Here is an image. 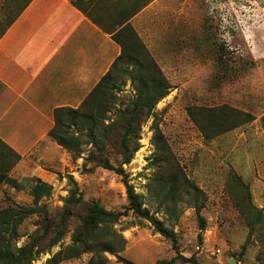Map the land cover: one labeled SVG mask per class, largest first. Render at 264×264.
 <instances>
[{
  "label": "rangeland",
  "instance_id": "1",
  "mask_svg": "<svg viewBox=\"0 0 264 264\" xmlns=\"http://www.w3.org/2000/svg\"><path fill=\"white\" fill-rule=\"evenodd\" d=\"M74 2L107 25L121 7L118 0ZM17 5L14 0H0V27L17 12ZM130 23L171 85L169 94L158 104L155 116L142 123L140 149L131 163L124 164L127 177L94 163L86 168L87 152L75 159L69 151L62 163L33 161L32 155L16 168L20 160L10 171L17 184L0 186V208L33 205L31 188L33 177H38L32 176V171L39 166L53 192L43 200L48 215H32L21 225L18 245L26 243L36 230L43 231L46 224L63 225L67 233L32 264H46L72 244L81 225L78 215H85L86 208L75 209L76 217L61 216L71 189L68 175H73L86 201L96 200L115 212L128 211V180L143 196L145 206L177 234L175 250L172 241L149 221L128 211L113 227L119 251L106 253V264H126L120 257L135 264H156L178 254L194 256L199 264H264V0H152ZM114 80L119 88L113 91V112L127 107L136 93L127 74L119 73ZM225 104L252 114L254 119L206 139L188 107ZM156 127L200 189L206 229H202L193 206L199 202L196 196L160 203L163 191L151 183L159 171L153 162ZM105 154L112 162L117 159L115 151ZM235 174L249 186L248 191L239 185ZM254 215L257 221L252 229ZM92 255L83 253L60 264H90Z\"/></svg>",
  "mask_w": 264,
  "mask_h": 264
},
{
  "label": "trees",
  "instance_id": "2",
  "mask_svg": "<svg viewBox=\"0 0 264 264\" xmlns=\"http://www.w3.org/2000/svg\"><path fill=\"white\" fill-rule=\"evenodd\" d=\"M9 1L5 0V3ZM14 1L18 3L19 8L0 27V38L32 0ZM118 1L121 5L118 15L110 18L108 25L96 16L86 15L121 45L122 54L78 108L61 107L55 110L56 124L49 131V135L63 148L73 152L75 159L87 152L85 167L89 163H94L127 177L124 164L131 163L140 149L142 123L155 116L158 112V104L169 94L171 85L130 23V19L152 0ZM73 3L86 13L85 9L74 0ZM119 73L129 76L136 93L127 107L117 108L113 112L112 104L115 103L113 91L119 88L114 79ZM188 112L198 122L208 140L254 119L252 114L243 113L227 104L197 108L189 106ZM155 132L156 158L153 162H156L159 171L151 179V183L158 185L163 191L160 203L167 205L173 201H181L185 196L191 195L192 198L196 196L199 202L193 206L196 207L202 221V229H206L205 218L201 215L205 202L199 200L200 189L181 167L162 131L156 127ZM111 151H115L117 155L114 162L105 154ZM21 159L22 156L18 152L0 139V186L5 182L17 184V181L10 177V171ZM68 178L71 189L65 198L61 216L64 219H69L70 216L76 217L74 210L83 207H86L85 215H78L81 225L73 235L72 244L59 250L47 260L46 264H60L66 259L88 252L93 253L90 264H106L105 254L119 251L116 247L118 239L113 227L121 217L126 216L128 211H132L140 219L149 221L156 231L171 240L173 248L177 249L178 238L175 230L166 226L149 207L145 206L143 196L128 180H126L128 211L115 212L106 209L96 200L86 201L73 175H68ZM234 178L239 185L249 190V186L240 176L235 174ZM33 179L35 181L31 188L33 205H9L0 208V264H32L42 253L50 251L57 245L67 233L63 225L46 224L43 226V231L36 230L26 243L18 245L21 235L20 227L23 222L32 215L43 212L48 215L49 213L43 200L51 196L53 186L40 178L33 177ZM256 218L254 215L250 222L252 229L254 222L257 221ZM120 258L126 264H135L129 259ZM177 262L199 264L196 257H186L181 254L171 259L159 260L156 264H176Z\"/></svg>",
  "mask_w": 264,
  "mask_h": 264
},
{
  "label": "crops",
  "instance_id": "3",
  "mask_svg": "<svg viewBox=\"0 0 264 264\" xmlns=\"http://www.w3.org/2000/svg\"><path fill=\"white\" fill-rule=\"evenodd\" d=\"M121 54L73 0L31 1L0 38V139L23 157L16 168L32 155L66 161L49 135L55 110L78 108ZM40 169L32 176L44 180Z\"/></svg>",
  "mask_w": 264,
  "mask_h": 264
},
{
  "label": "built area",
  "instance_id": "4",
  "mask_svg": "<svg viewBox=\"0 0 264 264\" xmlns=\"http://www.w3.org/2000/svg\"><path fill=\"white\" fill-rule=\"evenodd\" d=\"M218 252H219V250H218Z\"/></svg>",
  "mask_w": 264,
  "mask_h": 264
}]
</instances>
